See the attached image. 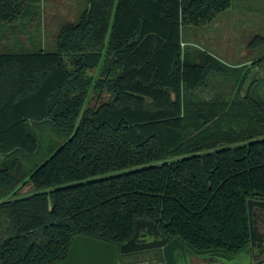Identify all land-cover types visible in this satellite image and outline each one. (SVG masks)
Here are the masks:
<instances>
[{
  "label": "trees",
  "instance_id": "obj_1",
  "mask_svg": "<svg viewBox=\"0 0 264 264\" xmlns=\"http://www.w3.org/2000/svg\"><path fill=\"white\" fill-rule=\"evenodd\" d=\"M84 1L54 51L0 52V264L61 262L77 235L120 246L139 219L240 253L264 201V56L233 67L182 38L232 0ZM41 3L0 0V29Z\"/></svg>",
  "mask_w": 264,
  "mask_h": 264
},
{
  "label": "rangeland",
  "instance_id": "obj_2",
  "mask_svg": "<svg viewBox=\"0 0 264 264\" xmlns=\"http://www.w3.org/2000/svg\"><path fill=\"white\" fill-rule=\"evenodd\" d=\"M85 7L84 0H42L38 8V18L29 17L24 21L25 23H17L19 26L8 25L0 29V52L40 49L54 51L61 27L68 22H77ZM257 36L261 39H255ZM182 38L189 44H196L215 52V55H219L224 62L233 67L240 66L248 57H262L264 56V0H232L230 8L205 27H184ZM258 73L259 69L255 75ZM215 78L220 79V76ZM226 83L227 91L231 92L229 89L232 83L229 79ZM47 131L57 142L66 139L57 133L54 135L50 129ZM1 161L0 154V163ZM26 188L28 187L24 188V192L28 190Z\"/></svg>",
  "mask_w": 264,
  "mask_h": 264
},
{
  "label": "water",
  "instance_id": "obj_3",
  "mask_svg": "<svg viewBox=\"0 0 264 264\" xmlns=\"http://www.w3.org/2000/svg\"><path fill=\"white\" fill-rule=\"evenodd\" d=\"M255 71L256 69L251 71L244 88L252 80ZM254 205L264 206V201H248L250 244L236 255H227L222 252L197 255L180 239L165 236L152 221L139 219L132 238L120 246L77 235L71 242L66 259L53 264H121V255L144 251H150L151 254L146 256L143 253L140 258L149 259L152 255L153 260L147 259L141 264H239L241 257L248 255L251 249L259 244L254 223ZM142 234L146 235L147 240L140 242Z\"/></svg>",
  "mask_w": 264,
  "mask_h": 264
},
{
  "label": "flooded vegetation",
  "instance_id": "obj_4",
  "mask_svg": "<svg viewBox=\"0 0 264 264\" xmlns=\"http://www.w3.org/2000/svg\"><path fill=\"white\" fill-rule=\"evenodd\" d=\"M254 212V223L256 227V233H257V240L258 243L256 247L251 249L250 253L248 255L242 256L240 259L239 264H253L257 261H260L264 259V206L254 205L253 207ZM147 237L145 234H142L139 241H146ZM153 253L155 251H152ZM144 254L146 256L150 255V251H144ZM148 259V258H147ZM121 260V259H120ZM149 260V259H148ZM213 260V259H211ZM147 261V260H146ZM122 264V262H121ZM232 264V263H231ZM236 264V263H234Z\"/></svg>",
  "mask_w": 264,
  "mask_h": 264
},
{
  "label": "crops",
  "instance_id": "obj_5",
  "mask_svg": "<svg viewBox=\"0 0 264 264\" xmlns=\"http://www.w3.org/2000/svg\"><path fill=\"white\" fill-rule=\"evenodd\" d=\"M202 27H205V26H202ZM197 29V28H196ZM184 41V40H183ZM184 44L185 45H194V46H197L196 44H189L188 42H185L184 41ZM197 47H199V46H197ZM201 48V47H200ZM204 49V48H203ZM216 49V48H215ZM209 52H211L210 50H209ZM212 54H214L215 55V52H211ZM217 57H219L220 59H221V57L219 56V55H216ZM258 57H255V58H253V57H248L247 59H244V63H242V64H245V63H249V64H251L252 62H254L256 59H257ZM222 60V59H221ZM254 69H256V71H255V73L258 71V69H259V67H255ZM253 69V70H254ZM253 264H264V259H262V260H260V261H257V262H255V263H253Z\"/></svg>",
  "mask_w": 264,
  "mask_h": 264
}]
</instances>
